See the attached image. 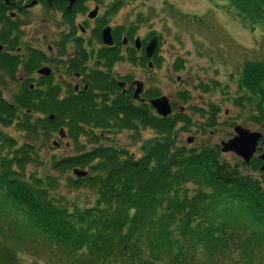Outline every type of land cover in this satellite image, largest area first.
Masks as SVG:
<instances>
[{"label": "trees", "instance_id": "obj_1", "mask_svg": "<svg viewBox=\"0 0 264 264\" xmlns=\"http://www.w3.org/2000/svg\"><path fill=\"white\" fill-rule=\"evenodd\" d=\"M228 1L242 17L264 20V0ZM90 89L120 90L109 79ZM239 90L245 93L243 101L255 104L251 120L264 135V60L242 67ZM19 92L13 102L0 93V127L13 124L26 109L48 115L45 129L53 133L66 117L73 139L93 135L81 124L91 130H138L140 125L155 131L156 137L144 141L138 159L101 146L55 164L63 171L91 165L92 176L74 181L77 188L87 183L96 194L90 207L65 208L49 184L19 175L31 161L29 145L22 147L21 158H1L0 237L15 239L16 248L0 245V264H5L2 253L13 263L22 247H41L65 264H264V174L258 155L250 164L232 165L223 159L220 146L188 149L177 144L175 128L180 120L189 124L188 117L178 112L162 118L147 102L135 105L131 91L120 92L110 104L83 94L76 104L66 101L63 109L58 102L47 109L41 89L24 86ZM156 97L158 93L145 92L147 101ZM31 125L26 119L20 127H27L34 142L39 126ZM9 142L0 132V148Z\"/></svg>", "mask_w": 264, "mask_h": 264}, {"label": "rangeland", "instance_id": "obj_2", "mask_svg": "<svg viewBox=\"0 0 264 264\" xmlns=\"http://www.w3.org/2000/svg\"><path fill=\"white\" fill-rule=\"evenodd\" d=\"M101 1L108 8L112 5L109 10L113 12V16L106 25L118 26L114 30L115 34L121 33V29H128L131 33L133 29L143 40L153 35L158 37L159 53L154 58V67L151 70L129 69L126 66L118 70L142 81L146 91L169 98L172 114L181 112L188 117L189 124L180 120L175 128L177 144L188 149L215 145L218 147L222 141L235 135L234 127L237 125L261 132L262 127L251 120L255 104L243 101L245 93L242 94L239 89L242 67L248 62L264 60V20L251 21L242 17L241 12L228 0ZM89 4L92 2H88L87 6ZM82 12L85 15L86 9ZM1 83L0 75V93L6 101L13 102L17 94L21 95L19 86H5ZM85 83L89 85L88 81ZM34 89L43 91L40 87ZM89 92L92 91L89 89ZM118 93L113 94L111 100ZM215 108L218 109L217 113ZM31 112L26 109L19 111L13 124L0 127L3 137L11 140L7 145L1 146L0 159L21 158L22 147L29 145L33 150L29 152L31 161L26 165L25 172L18 171L19 175L24 174L29 181L39 179L49 184L52 195L60 202L63 200L61 206L65 208H73L74 204L81 207L93 206L96 194L86 181L80 188L75 187L74 181L79 177L72 170L56 168L57 162L101 146L125 150L138 159L143 156L144 141L156 137L155 131L150 128L142 129L140 125L138 130H91L81 124L80 126H85L84 130L92 132L93 135H79L77 139H73V126L62 125L66 129V135L62 138L57 132L45 129L44 120L48 115ZM26 119L32 124L30 129L35 124L39 126V137L34 142L27 127H20L26 123ZM210 120L216 123L215 127H209ZM47 130L51 131L50 134L46 133ZM188 138L193 139L192 143L187 142ZM121 158H125V155ZM223 159L232 165L242 162L241 158L232 153L223 155ZM75 169L87 173V176L80 178L93 175L91 165ZM250 173L255 178H260L259 173ZM0 241L1 246L10 245L15 250L16 240L9 235L0 237ZM22 248L15 253L17 258L13 263L7 262L4 253L1 260L5 264H65L64 260L53 259L55 254L41 247Z\"/></svg>", "mask_w": 264, "mask_h": 264}, {"label": "flooded vegetation", "instance_id": "obj_3", "mask_svg": "<svg viewBox=\"0 0 264 264\" xmlns=\"http://www.w3.org/2000/svg\"><path fill=\"white\" fill-rule=\"evenodd\" d=\"M88 2L92 4L87 6ZM102 3L101 0H78L69 9L67 0H0L1 84L29 86L31 90L42 88L47 109L55 102L62 109L66 101L76 104L83 94L95 97V102L107 100L110 104L113 94L119 91L123 94L131 91L135 105L148 103L145 84L118 69L126 66L151 70L159 53L158 37L153 35L143 40L133 29L131 33L121 29V33L115 34L118 26L106 25L113 16L109 10L112 5L108 8ZM106 27L111 28L112 46L103 41L102 32ZM155 38L157 47L153 57L148 58L146 49ZM42 70L46 72L41 74ZM104 79L116 82L120 90L114 93L93 89L88 93L89 85H99ZM137 82L143 83L140 100L134 98ZM49 117L55 119L54 114ZM60 125L55 132L60 134L63 130L66 135L62 125L70 127L69 120L62 118Z\"/></svg>", "mask_w": 264, "mask_h": 264}, {"label": "water", "instance_id": "obj_4", "mask_svg": "<svg viewBox=\"0 0 264 264\" xmlns=\"http://www.w3.org/2000/svg\"><path fill=\"white\" fill-rule=\"evenodd\" d=\"M70 3L69 9L72 8L74 3L78 0H67ZM94 14V13H93ZM92 16V14H91ZM103 41L105 44L112 46L113 40L111 36V28L106 27L102 32ZM137 47H139V39H137ZM157 47V39H153L146 49V55L148 58H152L154 55V51ZM149 67H152L150 64ZM46 70L40 71L41 74H44ZM143 83L137 82V89L134 93V98L140 100V94L143 93ZM149 104L156 111L157 115L165 118L172 114V107L170 105V100L166 96H162L159 98H155L149 101ZM235 135L227 140L222 141L220 144V152L222 155L226 154H234L241 158V160L245 164H250L252 158L256 156L258 153V158L261 161L262 165L260 167V171L264 174V141L262 143L261 140L263 135L258 131H251L249 129L243 128L240 125L234 127ZM60 136L62 138L65 137L63 130L60 131ZM193 139L188 138L187 142L192 143ZM74 174L77 177H85L87 176L86 172L79 171L77 169L74 170Z\"/></svg>", "mask_w": 264, "mask_h": 264}]
</instances>
